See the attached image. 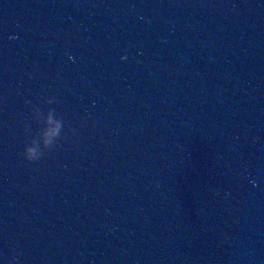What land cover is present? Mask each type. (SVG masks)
<instances>
[{
    "label": "water",
    "instance_id": "obj_1",
    "mask_svg": "<svg viewBox=\"0 0 264 264\" xmlns=\"http://www.w3.org/2000/svg\"><path fill=\"white\" fill-rule=\"evenodd\" d=\"M263 259L264 0H0V264Z\"/></svg>",
    "mask_w": 264,
    "mask_h": 264
},
{
    "label": "clouds",
    "instance_id": "obj_2",
    "mask_svg": "<svg viewBox=\"0 0 264 264\" xmlns=\"http://www.w3.org/2000/svg\"><path fill=\"white\" fill-rule=\"evenodd\" d=\"M47 123L48 124L54 123L52 121L51 116L48 117ZM59 127H60L59 123L55 122L54 127H52L51 129H49L45 132V134H44L45 135V140H44L45 146H47L48 144H50L52 142V138L56 136L57 130L59 129ZM38 155H39V153L37 152L35 147H32V146L25 147L24 156L26 159L33 160V159H36L38 157Z\"/></svg>",
    "mask_w": 264,
    "mask_h": 264
}]
</instances>
